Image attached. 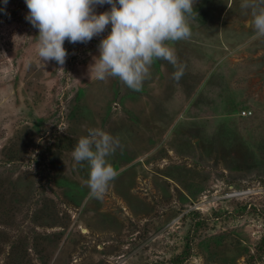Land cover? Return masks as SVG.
<instances>
[{
  "label": "rangeland",
  "instance_id": "1",
  "mask_svg": "<svg viewBox=\"0 0 264 264\" xmlns=\"http://www.w3.org/2000/svg\"><path fill=\"white\" fill-rule=\"evenodd\" d=\"M241 3L196 0L166 42L182 78L158 59L133 91L90 75L111 25L44 66L25 0H0V264H264V37ZM89 129L121 142L102 199L72 156Z\"/></svg>",
  "mask_w": 264,
  "mask_h": 264
},
{
  "label": "clouds",
  "instance_id": "2",
  "mask_svg": "<svg viewBox=\"0 0 264 264\" xmlns=\"http://www.w3.org/2000/svg\"><path fill=\"white\" fill-rule=\"evenodd\" d=\"M7 4V0H4ZM196 0H25L29 9L25 19L38 29V55L41 64L55 61L64 65L67 50L64 43H88L105 32L100 41L99 57L90 67V75L99 81L118 78L133 91H140L150 79L155 60L172 64V78L179 82L185 66L178 63L175 50L166 42L186 40L188 24ZM110 5L109 11L97 14V6ZM241 8L251 10L257 37H264V0H242ZM197 15V13L195 12ZM121 147L118 136L101 129H89L72 152L77 165L89 166V195L102 199L119 173L109 163Z\"/></svg>",
  "mask_w": 264,
  "mask_h": 264
},
{
  "label": "built area",
  "instance_id": "3",
  "mask_svg": "<svg viewBox=\"0 0 264 264\" xmlns=\"http://www.w3.org/2000/svg\"><path fill=\"white\" fill-rule=\"evenodd\" d=\"M243 116H247L250 114V111L243 110L241 113Z\"/></svg>",
  "mask_w": 264,
  "mask_h": 264
}]
</instances>
